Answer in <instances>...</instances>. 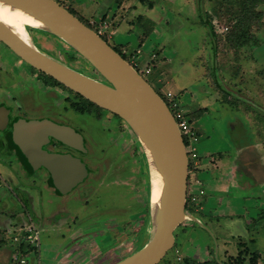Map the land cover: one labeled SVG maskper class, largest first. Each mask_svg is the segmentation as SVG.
<instances>
[{"label": "rangeland", "instance_id": "obj_1", "mask_svg": "<svg viewBox=\"0 0 264 264\" xmlns=\"http://www.w3.org/2000/svg\"><path fill=\"white\" fill-rule=\"evenodd\" d=\"M56 1L121 51L153 89L154 65L150 64L151 74L143 71L149 55L157 60L162 49L168 74L174 77L171 90L177 97L181 94L184 103L201 107L210 97L216 99V93L221 96L201 115L203 119L198 118L202 126L194 124L199 157L188 158L186 202L196 199L193 211L185 208V213L204 227L185 220L174 231L172 250L159 264H256L257 258V264H264L262 235L254 230L233 235L228 221L211 222L207 216L214 205L221 207L215 214L224 210L227 200L223 190L219 195L214 189L215 183L229 184L219 168H212L215 156L230 161L236 147L251 142L248 119L264 125V0ZM147 14L154 17L156 27L151 26L155 30L149 29L148 37H140L146 31H140L142 20L137 16ZM202 22H210L212 29L202 27ZM28 34L42 54L103 80L62 39L40 30L28 29ZM140 43H146L145 48ZM45 81L0 43V178L5 183L0 191V264H114L141 249L154 230L156 209L150 203L147 158L128 122L62 85L47 81L49 86ZM16 118L47 120L80 133L85 151L75 155L86 167L85 179L68 193L58 194L48 185L44 168L27 171L10 141ZM236 123L242 135L246 131L245 137L236 135ZM208 169L207 174H197ZM252 183L243 180L246 187ZM241 188L231 197L250 193ZM240 219L241 231L247 230L246 217ZM33 232L38 242L29 243L27 236ZM250 256L255 260L249 261Z\"/></svg>", "mask_w": 264, "mask_h": 264}, {"label": "water", "instance_id": "obj_2", "mask_svg": "<svg viewBox=\"0 0 264 264\" xmlns=\"http://www.w3.org/2000/svg\"><path fill=\"white\" fill-rule=\"evenodd\" d=\"M13 1L26 6L55 28L56 33H48L67 41L74 51L83 54L103 80L89 78L47 57L1 24L0 43L37 71L128 122L142 151L140 136L154 153L164 174V184L161 209L155 207L153 233L141 249L114 264H159L172 250L174 231L185 220L204 227L194 216L185 213L188 158L169 108L129 63L55 0ZM102 84L115 91L118 98L99 90L97 85ZM11 138L32 170L44 168L50 174L60 194L68 193L87 176L80 159L71 154L43 150L52 138L73 150L84 152L82 136L73 129L47 120L18 119L12 126Z\"/></svg>", "mask_w": 264, "mask_h": 264}, {"label": "crops", "instance_id": "obj_3", "mask_svg": "<svg viewBox=\"0 0 264 264\" xmlns=\"http://www.w3.org/2000/svg\"><path fill=\"white\" fill-rule=\"evenodd\" d=\"M152 7V6H151ZM153 9V8H151ZM147 13V12H146ZM150 15V14H149ZM148 14L145 15L144 17H142V21H140V26L139 29L140 31H146L144 34L143 33H139L142 37V35L144 37H148L149 33V29H151L152 25H155L153 22V18H150ZM139 16V15H138ZM142 16V15H140ZM152 17V16H151ZM144 19V20H143ZM159 24V23H158ZM132 25V24H131ZM146 28V30H143L142 28ZM156 27V25H155ZM155 30L151 29V31ZM139 37V38H140ZM140 40V39H139ZM139 45H141L142 48H145L146 43H140ZM140 48V46H139ZM159 52H155V55L157 53L158 55V59L154 60L151 55L150 59L147 60L149 62V66L151 68L152 65H154L153 69L156 71L155 74V78H153V81H155L154 83L156 84V89L154 88V90H156V92L158 91V93L161 92V94L164 92H171L173 93V91L171 90V86L173 85V81L172 79L174 77H170V75L168 74V69L167 65L168 62H165L162 57L163 56V52L162 49L158 50ZM141 54H143V51L141 49V51H139ZM153 54V53H151ZM209 56V54L207 53L205 58ZM209 58V57H208ZM207 58V59H208ZM215 58V57H214ZM150 64H152L150 66ZM133 66V65H132ZM152 72V70H151ZM184 83L186 86L188 85V83L182 82ZM160 91V92H159ZM199 92V89H198ZM174 94V93H173ZM181 99V94L178 95ZM212 96V95H211ZM217 98L212 100L211 97L208 100V104H205L204 101V106H190L187 105V103H184L183 98L181 100V105L185 111V113L187 114V118L189 119V121L191 122V124H193V128L194 130L197 132L194 124L198 123V125H201V119H203L201 115L208 113L209 109L208 107H211L212 103L215 102H219L221 100V96L218 95L216 93ZM215 96V97H216ZM195 98V97H194ZM194 98L192 100H194ZM207 98H205L204 100H206ZM207 102V100H206ZM237 110H240L238 108V106L236 107ZM201 116V119H198ZM249 122H245L246 127H249V135L251 138V142H249V144H245V145H239L238 147H236L234 155L232 157V161L229 159H227L225 161H223L222 159H220V155H217L218 157L215 156V158L217 159L216 161V165L213 166V169H218L221 170L222 173L221 176L222 178H228L229 180V184L227 185L225 181H223V184H217L215 183L214 185L216 187H214L215 191H217L219 193V195H221V192L223 190V194L226 200V203L224 204L225 209L222 210L224 211V213H220L222 211H219L217 214H215L217 208H221V207H216L215 205L213 207H210L211 211L208 212L209 218L211 222L214 221H228L227 224L229 225V230L230 233L233 235H237L240 234L241 232L243 233L242 235H245V233H247V231L249 230V227H251V223L256 219V215H258L259 213L264 212V139H262L264 136V125H260L259 121L256 120L255 118L252 119H248ZM240 127V124L236 123V125L234 126L235 128V133L238 137H245L246 136V131L245 134L242 135V133L240 131H238V128ZM198 128V127H197ZM255 129L257 131H255ZM261 132V134L259 133ZM197 134H199L197 132ZM199 136V135H198ZM223 146V144H222ZM224 155H225V150L223 151ZM217 154H221L220 152ZM209 157V156H207ZM210 158V157H209ZM213 159V157H211ZM212 159H210V161H213ZM222 162V163H221ZM222 165V166H221ZM211 169V168H210ZM210 169L204 172H200L197 174H207L210 172ZM230 170V174L231 177H228V172ZM254 172V173H253ZM256 173V174H255ZM226 176V177H225ZM247 179L248 182H253L252 185H249V187H246L245 185H243V180ZM198 182H200L199 180H197ZM203 181H201L202 183ZM225 182V183H224ZM197 185V184H196ZM196 185H194V187H197ZM199 186V185H198ZM243 188V186L245 187V189L247 188L249 190L250 193H247L246 191H243L242 197L240 198H233L231 197L232 195H234L238 189H240V187ZM241 188V189H242ZM200 190L203 189V187L199 188ZM198 190V189H196ZM195 190V191H196ZM203 191V190H202ZM205 192V191H204ZM240 193V192H238ZM256 195V196H255ZM203 197V202L204 203V198L206 197V195L203 193L202 196ZM255 201V203L253 204V202L251 201ZM223 200H221L222 203ZM220 210V209H219ZM216 216V217H215ZM240 217H242L243 219L246 217L245 220V227L246 228L241 231V228L239 227L238 223H242ZM253 217V218H251ZM216 218V219H215ZM209 221V222H210ZM238 232V234H237ZM257 235H262V237H264V228H259L257 230ZM234 237V236H233Z\"/></svg>", "mask_w": 264, "mask_h": 264}, {"label": "bare ground", "instance_id": "obj_4", "mask_svg": "<svg viewBox=\"0 0 264 264\" xmlns=\"http://www.w3.org/2000/svg\"><path fill=\"white\" fill-rule=\"evenodd\" d=\"M0 24L7 28L17 38L29 44L30 36L28 34V29L56 33V29L45 20L41 19L36 13L13 0H0ZM64 42L72 46L67 41L64 40ZM81 55L85 57L83 54ZM97 88L111 97L118 98L115 91L110 90L103 84L97 85ZM134 129L137 131L135 127ZM139 140L143 146L145 158H147L146 161L148 162V177L151 185L150 203L153 207L160 210V198L163 190L164 174L147 142L141 136L139 137Z\"/></svg>", "mask_w": 264, "mask_h": 264}, {"label": "built area", "instance_id": "obj_5", "mask_svg": "<svg viewBox=\"0 0 264 264\" xmlns=\"http://www.w3.org/2000/svg\"><path fill=\"white\" fill-rule=\"evenodd\" d=\"M97 35L101 36V33H97ZM132 67H134V66H132ZM143 73H144V75L151 74V68L147 67L143 71ZM163 94H164V99L163 98L162 99H163V101H165L167 107L169 108V110L173 116V119H174V121H175V123H176V125L180 131V134H181V137L183 139L184 146H185L187 158H189L191 160H197L199 157V154L197 152L196 144L199 141V136L196 133V131L194 130V128L191 126V123H190L189 119L187 118V114L185 113V111L181 105V99L171 92H165ZM189 159H188V164H189ZM4 186H5V183L0 178V191L4 188ZM201 194H202V192L200 193V195ZM195 199H196L195 196L190 198V202L193 204ZM34 234H35V232L30 233L27 236L26 241H28L29 243L38 242V235L37 234L34 235ZM19 262L23 263L22 260H20Z\"/></svg>", "mask_w": 264, "mask_h": 264}, {"label": "trees", "instance_id": "obj_6", "mask_svg": "<svg viewBox=\"0 0 264 264\" xmlns=\"http://www.w3.org/2000/svg\"><path fill=\"white\" fill-rule=\"evenodd\" d=\"M56 1V0H55ZM118 1H126V0H118ZM57 2V1H56ZM58 3V2H57ZM59 4V3H58ZM60 6H62L61 4H59ZM63 7V6H62ZM64 8V7H63ZM66 9V8H65ZM67 11H69L68 9H66ZM71 14H73L71 11H69ZM74 15V14H73ZM75 16V15H74ZM76 17V16H75ZM138 18H140V20L142 19V16H137ZM136 17V18H137ZM78 18V17H77ZM79 19V18H78ZM80 20V19H79ZM81 21V20H80ZM83 24H85L83 21H81ZM207 22H202V24H201V26L202 27H204L205 28V26L207 27V28H209L210 30L212 29V26H211V24H210V22H208L207 24H206ZM87 27H89L87 24H85ZM90 28V27H89ZM91 29V28H90ZM91 30H93V29H91ZM96 34L98 33L97 31H95V30H93ZM101 37V36H100ZM102 38V37H101ZM103 39V38H102ZM105 42H106V40L105 39H103ZM113 48V50L115 51V52H117L125 61H126V57L124 56V54L123 53H121V51H119L118 49H116V48H114V47H112ZM74 51V50H73ZM214 54H217V52H215L214 51ZM127 62V61H126ZM130 64V63H129ZM41 75H42V77L44 78V79H46V81L45 82H47V81H49L50 83L52 82V84L53 85H59V86H61L62 84H60V83H58L57 81H55L54 79H52L51 77H49V76H47V75H45V74H43V73H41V72H39ZM152 73V72H151ZM98 74V73H97ZM99 75V74H98ZM47 85H49L48 84V82L46 83ZM49 86H52V85H49ZM63 86V85H62ZM64 87V86H63ZM66 88V87H65ZM73 93V92H72ZM161 94V93H160ZM75 95H77V94H75ZM159 95V94H158ZM80 97V96H79ZM161 97V96H160ZM162 98V97H161ZM18 120V118H16V119H14L13 121H12V123H15L16 121ZM191 126H192V124H191ZM197 133V132H196ZM9 135H10V141L12 142V139H11V133H9ZM12 147L17 151L16 153L18 154V156L23 160V163H24V167H25V169L27 170V171H30V172H32V169L30 168V166L28 165V163H27V161H26V159H25V157L23 156V154L21 153V151L12 143ZM138 147L142 150V148H141V146H140V144L138 143ZM48 185L52 188L53 186H52V183H51V180H50V177H48ZM57 193L59 194V192L57 191ZM185 208H186V210L188 209L190 212L189 213H191V211H193V204L190 202V200H189V198H188V200H187V202H186V205H185ZM261 223H263V225L261 224ZM251 227H249V230H254V232H255V234H257V230L261 227V228H264V212H262V213H259L258 215H257V217H256V219L251 223V225H250ZM251 260H255L254 259V257L253 256H250L249 257V261H251ZM257 260H258V258L256 259V264H257ZM186 264H188V263H186ZM203 264H207V263H203Z\"/></svg>", "mask_w": 264, "mask_h": 264}, {"label": "flooded vegetation", "instance_id": "obj_7", "mask_svg": "<svg viewBox=\"0 0 264 264\" xmlns=\"http://www.w3.org/2000/svg\"><path fill=\"white\" fill-rule=\"evenodd\" d=\"M59 125V124H58ZM76 133H78L77 131H75ZM80 134V133H78ZM81 135V134H80ZM82 136V135H81ZM82 142H83V146L85 148V142H84V139L82 138ZM43 150H46L48 152H57V153H63V154H71L73 155L74 157L80 159L79 157H77L75 154V152H80V151H77V150H73L65 145H63L61 142L57 141V140H54L52 138H49V143L45 146H43ZM83 153V152H81ZM81 161V160H80ZM47 172V171H46ZM48 173V172H47ZM48 176L50 177V180H51V183H52V188L55 190V192H57V190L55 189L54 187V184H53V181L51 179V176L50 174L48 173ZM85 179V178H84Z\"/></svg>", "mask_w": 264, "mask_h": 264}]
</instances>
